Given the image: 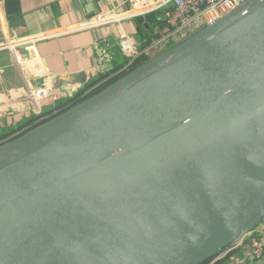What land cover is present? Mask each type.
Wrapping results in <instances>:
<instances>
[{
	"label": "water",
	"instance_id": "1",
	"mask_svg": "<svg viewBox=\"0 0 264 264\" xmlns=\"http://www.w3.org/2000/svg\"><path fill=\"white\" fill-rule=\"evenodd\" d=\"M263 217L264 0L0 146V264H203Z\"/></svg>",
	"mask_w": 264,
	"mask_h": 264
},
{
	"label": "crops",
	"instance_id": "2",
	"mask_svg": "<svg viewBox=\"0 0 264 264\" xmlns=\"http://www.w3.org/2000/svg\"><path fill=\"white\" fill-rule=\"evenodd\" d=\"M127 8L128 0H0V40L6 30L19 38L31 40L29 55L42 67L61 101L84 89L68 85L69 75L85 72L95 80L101 75L95 65L97 43L112 58L122 62L126 57L119 47L120 32L130 35L137 45H143L151 42L165 26L162 14H155L154 25L138 24L136 20L119 25L109 21L95 28H85L96 16L109 12L120 15ZM173 45L150 52L155 58ZM0 68L3 71L0 75V136H3L52 109L57 102H42L39 113L36 112L30 105L20 102L27 93L28 83L35 82L34 79L24 78L6 52L0 53ZM111 68L112 64L105 73ZM7 97L18 104L14 114L1 107ZM20 132L8 136L6 141ZM253 230L264 235V217ZM250 254L251 243L245 241L229 256L222 258L221 255L207 264L258 263L252 261Z\"/></svg>",
	"mask_w": 264,
	"mask_h": 264
},
{
	"label": "built area",
	"instance_id": "3",
	"mask_svg": "<svg viewBox=\"0 0 264 264\" xmlns=\"http://www.w3.org/2000/svg\"><path fill=\"white\" fill-rule=\"evenodd\" d=\"M244 0H128V8L118 15L109 12L99 15L89 20L85 28H95L106 22H116L118 25L126 21H134L138 17L148 14H162L165 26L161 28L153 40L144 47L137 45L133 38L120 32L119 47L121 54L130 62L140 54H148L150 50L162 48L167 49L171 44H177L184 38L194 33L207 24H212L221 19L226 13L234 9ZM170 6L172 8H170ZM3 40V41H2ZM0 43V53H8L11 60L21 72L24 78L32 77L35 82L28 83V90L24 98L20 101L30 105L39 113V106L42 102H53L60 100V96L55 92L53 83L34 59L29 55V45L31 40L19 38L12 35L7 30ZM103 42V41H102ZM100 43L96 44L97 55L95 65L100 74L105 71L113 62L111 54L101 49ZM0 68V75L2 73ZM41 81V83H38ZM72 97V96H70ZM18 104L7 97L1 105L4 110H9L13 114L16 112ZM249 241L251 243L250 257L253 262L264 260V235L256 230L247 232L244 237L234 246L222 253V258L229 256L240 245ZM220 257V258H221Z\"/></svg>",
	"mask_w": 264,
	"mask_h": 264
},
{
	"label": "trees",
	"instance_id": "4",
	"mask_svg": "<svg viewBox=\"0 0 264 264\" xmlns=\"http://www.w3.org/2000/svg\"><path fill=\"white\" fill-rule=\"evenodd\" d=\"M148 44L149 42H145L143 43V46L146 47ZM152 58H153V54H151V52L148 54H140L131 62L127 58H124L122 62L113 58L112 68L107 73L101 74L89 86L77 92L72 97L57 102V104L52 109L45 111L43 114L39 115L38 117L32 118L31 120L20 126L19 128L10 132V134L7 135L5 134L3 136H0V143H2L0 145L3 146L7 143L16 140L19 137H22L29 131L41 126L42 124L56 118L57 116L63 114L64 112L69 111L73 107L85 102L91 97L101 93L106 88L116 83L124 76L128 75L129 73H132L133 71L137 70L138 68L148 63ZM118 62H121V64L119 66H116ZM18 131H21L20 134L6 141L7 138H9ZM203 264H207V263H203Z\"/></svg>",
	"mask_w": 264,
	"mask_h": 264
},
{
	"label": "rangeland",
	"instance_id": "5",
	"mask_svg": "<svg viewBox=\"0 0 264 264\" xmlns=\"http://www.w3.org/2000/svg\"><path fill=\"white\" fill-rule=\"evenodd\" d=\"M3 38V37H2ZM1 41V40H0ZM3 41V40H2ZM1 41V42H2ZM0 42V43H1ZM224 252V251H223ZM222 255V253L221 254H219V255H217V256H214L213 258H211L209 261H207L206 263H208V262H211V261H213V260H215V259H217L218 257H220Z\"/></svg>",
	"mask_w": 264,
	"mask_h": 264
}]
</instances>
